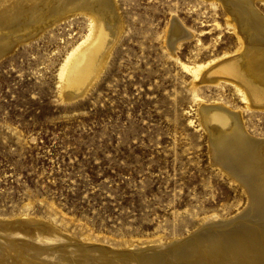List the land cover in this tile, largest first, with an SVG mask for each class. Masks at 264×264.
<instances>
[{"label":"rangeland","instance_id":"1","mask_svg":"<svg viewBox=\"0 0 264 264\" xmlns=\"http://www.w3.org/2000/svg\"><path fill=\"white\" fill-rule=\"evenodd\" d=\"M11 1L0 0V8ZM112 4L114 39L81 93H66L60 71L69 52L88 43L86 14L69 9L42 31L36 29L43 20L14 31L0 22V36L14 39L0 54V220H31L39 235L0 231V253L12 257L1 264H52L44 254L36 260L24 254L27 244L107 264H143V254L164 261L175 242L213 220L241 212L245 223L260 219L247 206L246 189L216 163L198 106L225 105L248 136L264 139L261 102L251 106L224 77L201 79L246 44L264 53V36L250 39L253 27L240 29L221 0ZM252 6L264 16V0ZM177 18L190 36L171 48L168 28ZM101 249L103 255L95 252ZM197 253L209 260L202 248Z\"/></svg>","mask_w":264,"mask_h":264},{"label":"bare ground","instance_id":"2","mask_svg":"<svg viewBox=\"0 0 264 264\" xmlns=\"http://www.w3.org/2000/svg\"><path fill=\"white\" fill-rule=\"evenodd\" d=\"M221 1L226 3V6L229 5L231 8L230 12L236 14H234L233 18L237 20L240 29H246L248 26L249 28L250 26L253 27L254 36L250 37V39L257 41L261 36H264V16L252 6V0ZM5 9H8V11ZM69 9H75L77 12L86 14L90 22V30L87 37L88 43L85 46H81L83 44L81 41L76 46L79 49L75 53V49L70 51L60 71V73L64 72L63 87L65 91L68 89L73 91L79 89L81 93L92 81L93 76L97 75L96 73L101 66L102 56L105 57L103 52L109 44L111 45V41L114 39L113 18L115 11L112 0H13L12 5L0 8V22H2V26H8L6 27L8 30L14 31L15 27H26L32 22L39 21L40 23L43 20L42 22L45 23L43 25L39 24L40 26L36 29L37 31L39 29L42 31L43 27L50 26L53 22L68 16L71 13L68 11ZM24 13L27 14L26 18L22 19V14ZM4 14L7 17L2 20ZM50 16L53 17L51 18ZM47 17H50L48 21L46 20ZM173 21L168 28V40L170 47L176 48L177 41L182 39V36L188 34L189 31L184 28L183 24H180L178 18ZM5 39L7 40L6 36H0V54L9 49V45L14 40L8 39L6 41ZM257 42L259 43V41ZM244 47L243 53L222 57L215 61L212 66L210 65L211 67L208 65L209 68L201 74V79H211L217 76L214 79L218 80V77H224L241 93L244 99L248 100L249 98L251 106L260 107V105H257L259 102L264 105V81L261 79L262 74H264V53L260 47L255 48L254 46V48H251L252 46L247 44ZM73 53L74 55H72ZM71 55L72 58L68 62ZM261 61L263 64L259 63ZM201 67L199 65L194 68L196 77L199 75ZM224 78L222 79L224 80ZM69 91L66 93L69 94ZM198 107L202 125L211 135V140H209L211 141L213 157L217 160L216 163L246 189L249 199V205L247 204V206L255 208L256 214L260 219L257 220L256 218L258 217L256 216V220L253 221L256 223L253 224L249 223L248 219L245 218L248 222L245 223L242 218L245 217L246 213L241 212L224 222L222 220H213L194 230L187 239L175 242L174 246L163 253L164 261L158 259L157 256L160 255L143 254L142 262L143 264H264V139L260 140L248 136V133L240 125V118L238 119L239 115L237 112L232 111L225 105L200 102ZM31 223V220H0V231L2 234L9 235L22 233L23 236L29 239H37L39 236L37 228L32 226L33 224ZM212 227L222 228L218 232H212L210 231ZM51 235L53 236V234ZM51 235H48V237L45 235V237L53 238ZM43 237L41 236L42 239ZM4 243L9 245L12 241H5ZM199 248L209 254L208 261H202L198 256H195V254H198ZM23 250L24 254L35 260L38 256L44 254V259L52 264H55L54 260H65V264H107L101 262L102 260L97 261L98 258H81L79 253L80 258L77 255L75 257V254L70 253L68 249H50L44 253V250H36L32 244H27ZM95 252L99 255L105 253L102 249ZM2 258L5 259L4 261H8V258L12 257L7 254L6 257H3L0 253V264ZM41 262H44V260ZM108 264H113V262L110 260Z\"/></svg>","mask_w":264,"mask_h":264},{"label":"water","instance_id":"3","mask_svg":"<svg viewBox=\"0 0 264 264\" xmlns=\"http://www.w3.org/2000/svg\"><path fill=\"white\" fill-rule=\"evenodd\" d=\"M187 35H189V33H188V34H186V35H184V36H182V38L186 37Z\"/></svg>","mask_w":264,"mask_h":264}]
</instances>
